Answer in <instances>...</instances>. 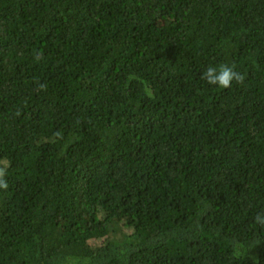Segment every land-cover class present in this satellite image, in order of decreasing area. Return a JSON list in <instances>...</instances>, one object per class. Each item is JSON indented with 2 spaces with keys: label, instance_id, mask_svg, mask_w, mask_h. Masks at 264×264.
I'll list each match as a JSON object with an SVG mask.
<instances>
[{
  "label": "trees",
  "instance_id": "trees-1",
  "mask_svg": "<svg viewBox=\"0 0 264 264\" xmlns=\"http://www.w3.org/2000/svg\"><path fill=\"white\" fill-rule=\"evenodd\" d=\"M0 167V264H264V0H0Z\"/></svg>",
  "mask_w": 264,
  "mask_h": 264
},
{
  "label": "clouds",
  "instance_id": "clouds-1",
  "mask_svg": "<svg viewBox=\"0 0 264 264\" xmlns=\"http://www.w3.org/2000/svg\"><path fill=\"white\" fill-rule=\"evenodd\" d=\"M244 75L236 70L235 65L220 64L217 66H209L201 75V79L204 80L210 86H217L222 89H228L232 86L233 82L242 84L244 81ZM40 90H45L46 85L39 84ZM6 169L0 167V189L7 190L8 183L5 179ZM255 224L264 228V214H257L254 217Z\"/></svg>",
  "mask_w": 264,
  "mask_h": 264
}]
</instances>
